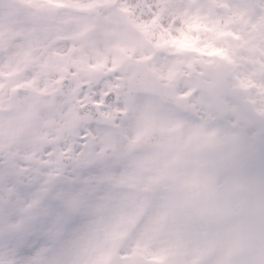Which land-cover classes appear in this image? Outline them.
I'll use <instances>...</instances> for the list:
<instances>
[{
  "label": "snow or ice",
  "instance_id": "snow-or-ice-1",
  "mask_svg": "<svg viewBox=\"0 0 264 264\" xmlns=\"http://www.w3.org/2000/svg\"><path fill=\"white\" fill-rule=\"evenodd\" d=\"M0 264H264V0H0Z\"/></svg>",
  "mask_w": 264,
  "mask_h": 264
}]
</instances>
